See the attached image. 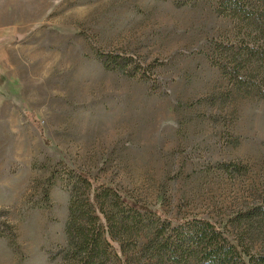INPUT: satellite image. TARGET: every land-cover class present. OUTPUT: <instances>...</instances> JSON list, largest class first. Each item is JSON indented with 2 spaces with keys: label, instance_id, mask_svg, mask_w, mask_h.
I'll use <instances>...</instances> for the list:
<instances>
[{
  "label": "rangeland",
  "instance_id": "1",
  "mask_svg": "<svg viewBox=\"0 0 264 264\" xmlns=\"http://www.w3.org/2000/svg\"><path fill=\"white\" fill-rule=\"evenodd\" d=\"M222 12L221 0H0V264H63L65 161L264 253V230L234 218L264 202V62L239 85L217 65L264 33ZM109 52L132 59L107 69Z\"/></svg>",
  "mask_w": 264,
  "mask_h": 264
},
{
  "label": "trees",
  "instance_id": "2",
  "mask_svg": "<svg viewBox=\"0 0 264 264\" xmlns=\"http://www.w3.org/2000/svg\"><path fill=\"white\" fill-rule=\"evenodd\" d=\"M221 10L227 18L239 21L248 37L255 32L264 33V0H221ZM240 49L239 57L234 48H225L221 52L222 59L228 60L231 68L217 64L237 85L242 82L241 73L247 76L246 71H260L264 62L262 45L243 42ZM98 55L107 69L132 59V56L117 52ZM253 59L258 60V69L252 64ZM65 165L63 185L70 193V199L64 230L66 246L58 253L63 264H108L110 260L117 261L115 264H128V249L132 258L142 255V260L139 258L134 264H190L192 260L201 264H264V253L251 254L242 248L240 234L236 240L223 237L220 228L197 217L166 218L159 209L128 198L115 186L96 182L66 161ZM97 188L102 189V198L94 194ZM107 202L110 206L106 205ZM149 216L165 219L164 224L155 225L147 218ZM234 218L240 228L246 226L252 233L255 230L262 233L264 202L239 212ZM173 221L177 225L168 233L166 229ZM148 224L156 229L153 238L143 234ZM222 230L225 231L226 227Z\"/></svg>",
  "mask_w": 264,
  "mask_h": 264
}]
</instances>
